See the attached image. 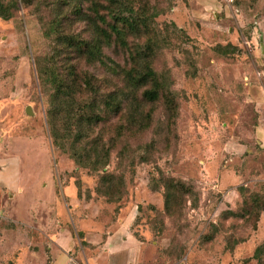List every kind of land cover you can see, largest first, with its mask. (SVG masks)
<instances>
[{
	"label": "rangeland",
	"instance_id": "374dc122",
	"mask_svg": "<svg viewBox=\"0 0 264 264\" xmlns=\"http://www.w3.org/2000/svg\"><path fill=\"white\" fill-rule=\"evenodd\" d=\"M253 1L234 0L224 8L221 0H128L154 14L145 32L127 41L133 49V42L151 40L150 65L161 87L153 100L140 95L149 83L135 95L126 91L119 112L84 126L75 143L80 146L76 162L59 103V110L51 112L61 133L57 143L48 128L55 75L69 81L73 74L80 107L90 94L82 84L84 75L97 90L96 100L98 94L123 88V70L131 65L127 50L111 41L101 48L100 61H89L56 42L53 32L46 33L49 20L66 14L59 31L90 38L89 23L71 12L69 3L0 0V13L7 16L0 15V141H19L29 157L31 180L50 181V189L58 198L63 195V205L75 207V215H99L109 222L118 206L134 204L136 233L156 240L151 260L264 264V247L252 256L254 245L264 240V223L257 225L255 209L242 205L235 189L244 180L237 146L255 121L244 83L259 50L258 38L251 36ZM88 6L89 1H81L82 13L90 12ZM26 106L31 112H25ZM129 111L143 119L120 131L117 124L126 122ZM102 172L110 181L100 180ZM168 179L187 189L167 186L172 191L169 210H164ZM256 189L263 190L264 183L246 185V202V193ZM228 205L234 213L224 212Z\"/></svg>",
	"mask_w": 264,
	"mask_h": 264
},
{
	"label": "crops",
	"instance_id": "0c3cea01",
	"mask_svg": "<svg viewBox=\"0 0 264 264\" xmlns=\"http://www.w3.org/2000/svg\"><path fill=\"white\" fill-rule=\"evenodd\" d=\"M252 5L251 36L258 38L259 50L244 83L255 121L237 146L244 180L235 189L264 183V0ZM22 148L19 141H0V264H160L150 259L156 240L136 233L134 204L118 206L109 222L99 215H75V207L63 205V195L58 198L50 181L31 180ZM259 223H264L263 213Z\"/></svg>",
	"mask_w": 264,
	"mask_h": 264
},
{
	"label": "trees",
	"instance_id": "16d2710c",
	"mask_svg": "<svg viewBox=\"0 0 264 264\" xmlns=\"http://www.w3.org/2000/svg\"><path fill=\"white\" fill-rule=\"evenodd\" d=\"M81 1L83 0H64V2L71 5V12L78 14L79 18H84L89 23L92 33L90 38L86 39L76 36L73 33L60 32V19L65 17L66 14L49 20L46 30L47 35H50V32H53L56 42L63 43L67 49L75 51L77 56L85 57L89 61H100V56L102 54L101 48L103 45H107L111 41H114L118 46H122L127 50L126 52L131 61V65L123 70V88L98 94L99 97L97 100V90L93 86L89 76L84 75L81 79L82 84L87 90H89L90 94L84 99L82 104H80V107L78 106V103L80 102H77L74 97L75 92L78 90V83L75 82L73 74H71L72 78L69 81H64L63 77L60 78L57 74H54L55 80L53 90L49 93V107L46 109L48 128L52 136V143H57V138L61 133H58L57 122L56 120H53L51 112L54 111L55 113L59 110L57 105L59 103L61 106L60 109L64 111L63 124L61 125L66 135L70 137L69 142L70 148L72 149L70 156L76 162H78L76 158V149L77 147L80 148V146L77 144L75 145V143L81 137L82 128L84 126L91 127L99 120H103L108 112L111 114L119 112L124 105V100L128 97L127 92L128 94L135 95L136 89L149 83L150 86L143 88L140 91V95L143 99L153 100L157 97L158 89L161 87L157 74L150 65L149 54L152 51L151 40L149 41L148 39L143 45L138 42H133V49H131V46L127 41L128 36L143 34L147 29V20L154 14L146 13L144 6L140 9H137V7L135 8L132 3L128 2V0H104L102 3L100 0H87L89 1L88 9H90V12L82 13L80 8ZM100 7L103 10H101ZM0 15L2 14L0 13ZM3 17L7 16L4 15ZM70 72L72 73L73 70ZM50 105H53L52 108H54V110H50ZM84 106L87 111L81 112L83 110L81 107ZM96 106L98 109H95ZM143 115H146V113H142V116ZM141 118L143 119V117ZM140 120L136 117L133 111H129L126 115V122L118 123L117 125L119 130L122 131V129H125L126 127L129 128L130 124L134 121L140 124ZM95 144L96 142H94V145ZM106 160L107 159L103 160L102 163L106 162ZM109 177H111L109 174L102 172L100 180L104 182L110 181ZM179 182V180H175L174 182L172 179H168V181L166 180V190L163 192L164 210H169L170 207L169 199L172 190H169L167 186L173 187L174 185H178V187L183 188L184 190L187 189L184 185L179 184ZM245 187L246 185L242 184L236 186L238 194L241 197L242 205L245 204L249 210H251V208L255 209L256 216H259L261 213L264 215V189H256L253 192L252 190L248 191L246 197L250 199L246 202L243 193ZM251 193L252 196L249 197ZM114 198H119V196ZM230 209L231 208H228V210H225L224 212L230 214L234 213V210L232 211ZM263 247L264 240L255 244L252 256H258L259 251Z\"/></svg>",
	"mask_w": 264,
	"mask_h": 264
},
{
	"label": "built area",
	"instance_id": "2783aa9c",
	"mask_svg": "<svg viewBox=\"0 0 264 264\" xmlns=\"http://www.w3.org/2000/svg\"><path fill=\"white\" fill-rule=\"evenodd\" d=\"M222 1V5L224 8H230L234 2V0H221ZM244 43L247 46L253 45L255 47V45L253 44L252 40H244Z\"/></svg>",
	"mask_w": 264,
	"mask_h": 264
},
{
	"label": "water",
	"instance_id": "95a60500",
	"mask_svg": "<svg viewBox=\"0 0 264 264\" xmlns=\"http://www.w3.org/2000/svg\"><path fill=\"white\" fill-rule=\"evenodd\" d=\"M24 110H25V112H31V110L28 106H26Z\"/></svg>",
	"mask_w": 264,
	"mask_h": 264
}]
</instances>
